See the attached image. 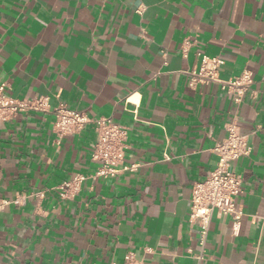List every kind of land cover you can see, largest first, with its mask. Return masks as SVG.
Instances as JSON below:
<instances>
[{"label": "crops", "instance_id": "crops-1", "mask_svg": "<svg viewBox=\"0 0 264 264\" xmlns=\"http://www.w3.org/2000/svg\"><path fill=\"white\" fill-rule=\"evenodd\" d=\"M197 51L224 59L221 78L252 72L241 103L217 82L188 86ZM0 81L10 97L126 126L134 165L93 179L90 123L57 139L51 113L0 121V264H122L129 252L197 264L192 183L215 167L231 121L254 131L232 164L244 215L232 236L231 217L213 214L202 264H264V0H0Z\"/></svg>", "mask_w": 264, "mask_h": 264}, {"label": "built area", "instance_id": "built-area-1", "mask_svg": "<svg viewBox=\"0 0 264 264\" xmlns=\"http://www.w3.org/2000/svg\"><path fill=\"white\" fill-rule=\"evenodd\" d=\"M182 51L185 53L187 49L183 46ZM196 57L198 66L187 71L188 86L196 88L198 84L217 82L222 91L232 95L235 104L241 103L253 83L252 72L245 69L238 75L221 78L219 70L224 65L223 58L201 51L196 52ZM4 84L0 81V121L28 111L51 113L52 130L57 139L79 132L90 123L95 133L91 157L99 162V167L91 177H115L121 170L134 168V165H124L128 138L126 126L114 122L111 117L91 118L85 112L71 109L64 103L51 108L48 97H10L4 93ZM225 131V137L217 141L212 148L216 155L215 167L203 179L192 183L188 222L198 226L199 250L194 255L197 264H202L207 258V241L213 214L231 217L232 236L239 235L244 215L243 209L236 204V197L242 192V177L232 170V164L251 153L249 135L254 131L241 133L235 121L227 123ZM85 178L78 174L63 182L60 185V195L67 197L69 189L77 191ZM35 196L42 198L44 193L40 191ZM122 264H143V261L133 252H129L123 257Z\"/></svg>", "mask_w": 264, "mask_h": 264}]
</instances>
